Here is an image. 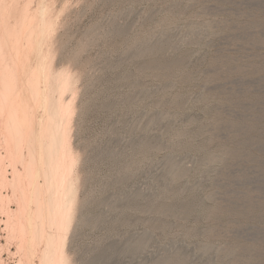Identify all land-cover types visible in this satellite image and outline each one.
<instances>
[{"label": "rangeland", "instance_id": "rangeland-1", "mask_svg": "<svg viewBox=\"0 0 264 264\" xmlns=\"http://www.w3.org/2000/svg\"><path fill=\"white\" fill-rule=\"evenodd\" d=\"M33 71L39 153L71 162L59 264H264V0H0V264L46 247L5 128Z\"/></svg>", "mask_w": 264, "mask_h": 264}, {"label": "bare ground", "instance_id": "bare-ground-1", "mask_svg": "<svg viewBox=\"0 0 264 264\" xmlns=\"http://www.w3.org/2000/svg\"><path fill=\"white\" fill-rule=\"evenodd\" d=\"M29 19L30 17L27 14L22 18V27H21L22 31L26 30L27 28L26 22H30ZM12 55L16 63H19L21 59L22 60L24 59V54L21 50L18 39H17V42H15L14 49L12 50ZM29 80H30V83L27 84V89H28L29 97L32 103L31 107L27 105V107L25 106L22 108V106L19 104L18 108L14 110L10 109V112H8V117L6 116L7 117L6 127L5 126L4 127L8 131L7 133L10 134L11 136L10 138H12L15 148L19 152L18 158H19L21 165L24 164V166H26L25 167L26 184L30 189H33L32 201H33V205L35 206L34 207L35 208L34 217H33V228H34L33 234H34V238L38 242L41 243L42 240H45V246H46L45 250H43L44 252L42 254L41 261L39 264H59L58 258H59L60 253L57 250V245H58V241L60 237L62 236L61 235L62 230H64L62 229V226L64 225V222H63L65 219L64 215L66 214L64 211L65 209L63 208L64 207L63 204H64V197L67 191V180H65L67 178L64 179V176L67 177V175H69L68 173H70V168H69L70 166L68 164L71 162H69L70 158L66 154L57 157V154L59 151L58 139L55 141V144L54 142L52 143L49 141H45L43 145L44 147L40 150V153H39L37 134L30 128V126L32 125L31 120L34 115V110L37 109L41 101H43V96L40 90V78L36 71H33L31 73V75L29 76ZM10 88L8 92L10 91ZM61 88H64V86L62 85ZM63 94L60 96V99L62 98ZM52 102H54V100L50 101V103ZM18 103H20L19 100H17V104ZM67 106L68 105L65 106V104L58 105V111L61 113L62 117H64L63 116L64 113H66L67 112L66 110H68ZM28 110L31 112V114H28V113L26 114V111ZM26 115H29V121L27 122L28 123L27 129L26 131H24L25 120L28 119L27 118L28 116ZM66 117L67 116H65V118ZM45 132L48 133V135H52L54 133L53 126L51 124L47 125L45 127ZM23 144H25V151L27 154L26 160L24 159L23 154H22V152L24 151L22 147ZM60 144H62V142H60ZM54 145H55V153L53 155L51 152V149L54 147ZM40 160H41V163H40ZM38 173H40L43 178L42 187H40L35 181V175H37ZM55 189H56V192H58L59 194L58 196L54 195ZM42 190L43 191L45 190V192H42ZM19 191L21 192V190ZM13 193L16 195L14 191L12 192V194ZM46 196L48 197V204H49L48 205L49 207L47 208V210L45 209V202H44V198ZM62 222H63V225H62Z\"/></svg>", "mask_w": 264, "mask_h": 264}]
</instances>
